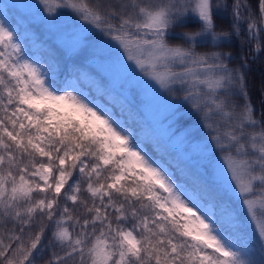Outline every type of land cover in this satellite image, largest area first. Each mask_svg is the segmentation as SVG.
<instances>
[{
    "label": "snow or ice",
    "instance_id": "6c2138e0",
    "mask_svg": "<svg viewBox=\"0 0 264 264\" xmlns=\"http://www.w3.org/2000/svg\"><path fill=\"white\" fill-rule=\"evenodd\" d=\"M42 2L49 14L73 9L116 42L92 43L91 29L75 22L59 29L69 52L87 50L96 75L126 99L139 96L143 106L151 82L137 73L117 79L133 68L125 54L167 91L183 90L212 120L223 156L188 157L191 180L182 179L90 91L56 88L0 18V264H38L45 251L43 264H255L233 194L264 256V113L257 118L231 53L214 49L244 25L258 53L264 0L256 10L232 0L229 29L216 25L229 0ZM190 19L199 26L182 32L183 44L170 43Z\"/></svg>",
    "mask_w": 264,
    "mask_h": 264
},
{
    "label": "rangeland",
    "instance_id": "374dc122",
    "mask_svg": "<svg viewBox=\"0 0 264 264\" xmlns=\"http://www.w3.org/2000/svg\"><path fill=\"white\" fill-rule=\"evenodd\" d=\"M63 2L67 3V0H63ZM7 6L28 14L45 29L47 34L60 43L67 52L69 50L65 46L59 29L73 22L82 25L86 29H91L90 32L85 33L89 37L90 42L95 43L100 40L116 45V42L108 35L101 33L90 24L81 20L73 9H71L70 15L66 11L67 8H60L55 10L54 14H49L45 10L42 0H0V18L4 19L5 23L13 29L16 35L17 31L7 16ZM17 42L20 43L23 49L24 59L38 65L49 77L37 53L23 46L21 38L18 37ZM117 48L123 53L122 48H119L118 45ZM82 53L87 56L88 51L85 50ZM125 62L131 64L135 70L129 67L123 72L117 73L118 80L123 77H136L137 73L141 78L150 80L153 83L144 85V105L141 106L139 104V96H132L126 99L125 93H122L119 88L113 89L111 85H106L104 89L108 94L107 99L111 103H105L102 99L96 97L98 102L104 104L117 114L119 118L125 120L127 122L126 126L138 140L143 142L146 150L152 152L157 159L162 158V161H167L182 179L191 180L186 171L189 167L191 168V161L188 157H192L195 160L199 159L202 154L203 156L211 157L214 163L221 160L223 154L214 139L216 133L212 130L215 125L212 124V120L204 112L198 111L194 107L193 101L185 99L186 93L183 90L167 91L155 81H151L150 77L145 76L135 66L134 62L127 60V54H125ZM229 66L232 67L231 65ZM232 68H239L243 72L241 67ZM53 83L55 85L54 80ZM74 87L88 91L74 78H68L63 84L56 86L58 89H67L69 91ZM236 99L238 102L243 103L240 97H236ZM129 100H131V104ZM137 114L141 115L138 120ZM147 141L150 143L148 144ZM259 194L257 193V195ZM233 198L238 199L235 194H233ZM257 220H264V216L258 214ZM45 240H47L46 237Z\"/></svg>",
    "mask_w": 264,
    "mask_h": 264
},
{
    "label": "trees",
    "instance_id": "16d2710c",
    "mask_svg": "<svg viewBox=\"0 0 264 264\" xmlns=\"http://www.w3.org/2000/svg\"><path fill=\"white\" fill-rule=\"evenodd\" d=\"M68 2V0H67ZM77 3H89L94 7L100 5H108L114 0H74ZM253 9H257V0H248ZM232 0H229V11L217 13L216 25L218 29H229L231 20L229 14L231 11ZM7 16L11 24L17 31V37L21 38L23 46L37 53L41 59V63L48 73L50 78H53L55 85L63 84L68 78H74L78 83L86 88L97 98L102 99L105 103H111L107 99V92L104 90L106 84L96 75V71L87 63V56L84 53L74 54L67 52L64 47L58 43L52 36L47 34L45 29L40 26L25 12L19 11L11 6H7ZM70 15L71 8L66 9ZM198 22L189 20L184 25L177 26L170 37V43L183 44L182 32L195 30ZM246 26H241L239 37L233 36L228 43L221 44L215 51L230 52L232 59L230 64L232 67H241L247 82V92L251 98V103L255 106L257 118L261 113H264V37H262L261 50L257 53L256 41H249V36L245 30ZM201 48H210L211 46L204 43ZM116 104L114 101H112ZM141 115L137 114V120ZM149 144L150 142L147 141ZM191 177V168L186 170ZM75 178V177H74ZM81 195H84L83 193ZM236 201V206L240 210L243 222V234L248 241L253 245V259L255 264H264V256L260 252V242L257 235V229L252 220L249 219L239 199L233 198ZM46 239H50V231L45 234ZM49 253L44 252L43 257L38 264L49 259Z\"/></svg>",
    "mask_w": 264,
    "mask_h": 264
}]
</instances>
